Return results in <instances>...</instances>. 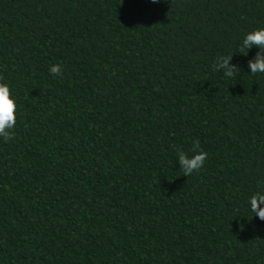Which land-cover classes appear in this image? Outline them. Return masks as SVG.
<instances>
[{
    "label": "trees",
    "instance_id": "1",
    "mask_svg": "<svg viewBox=\"0 0 264 264\" xmlns=\"http://www.w3.org/2000/svg\"><path fill=\"white\" fill-rule=\"evenodd\" d=\"M260 28L264 0H0V264H264Z\"/></svg>",
    "mask_w": 264,
    "mask_h": 264
},
{
    "label": "clouds",
    "instance_id": "2",
    "mask_svg": "<svg viewBox=\"0 0 264 264\" xmlns=\"http://www.w3.org/2000/svg\"><path fill=\"white\" fill-rule=\"evenodd\" d=\"M160 0H151V3H159ZM257 48L259 51L253 61L249 62L250 73L264 74V28L257 29L245 35L241 49L249 50ZM231 57H221L218 62L214 64V70L222 72L227 78H233L236 67L229 64ZM53 76L62 75L60 65H52L49 69ZM17 124V100L12 94L10 86L7 83L0 82V137L4 140H11L13 133L12 130ZM199 148V145H196ZM189 156L184 152H178V163L184 176H189L198 172L204 167L207 153L203 151L196 152ZM250 210L254 217H259L264 221V192H257L249 199Z\"/></svg>",
    "mask_w": 264,
    "mask_h": 264
}]
</instances>
